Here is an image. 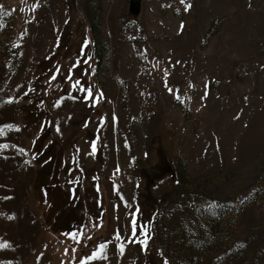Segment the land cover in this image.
Returning a JSON list of instances; mask_svg holds the SVG:
<instances>
[{
  "label": "rangeland",
  "instance_id": "374dc122",
  "mask_svg": "<svg viewBox=\"0 0 264 264\" xmlns=\"http://www.w3.org/2000/svg\"><path fill=\"white\" fill-rule=\"evenodd\" d=\"M128 6L0 0V264H264V0Z\"/></svg>",
  "mask_w": 264,
  "mask_h": 264
},
{
  "label": "trees",
  "instance_id": "16d2710c",
  "mask_svg": "<svg viewBox=\"0 0 264 264\" xmlns=\"http://www.w3.org/2000/svg\"><path fill=\"white\" fill-rule=\"evenodd\" d=\"M95 94L97 95V98H100V94L98 93V91L96 92L95 91ZM91 112H93V115H96V116H99L101 113H102V110L101 109H98V108H93V110L91 111ZM102 118H104V120H105V117L104 116H101ZM80 119H82V116H81V118ZM78 132L79 131H75V132H73L72 134H71V136L68 138V140L66 141L67 143H68V141H70L73 137H75V141L77 142V143H79V139L81 138V136H82V134L80 133L79 135H78ZM97 133H95V134H91V135H96ZM54 138H55V136L53 135V133H51V135H49V137H43V136H41L40 138H39V140H40V144L44 141H49L46 145H47V147H49L51 144H53L54 143ZM43 142V143H44ZM53 142V143H52ZM66 142H64L63 144H67ZM100 142V141H99ZM98 142V143H99ZM42 143V144H43ZM64 146V145H63ZM64 147H66V146H64ZM101 152H102V147H101V144L99 143V147H98V145H96V147H95V149H94V155H95V157H96V159H98L99 157H100V154H101ZM69 164V163H68ZM68 164H64L63 166H61V167H59L60 169H58V171L59 170H64L63 172H65L67 175L64 177L65 179L67 178V179H72V178H74L77 174H78V172L80 171H78L77 169H71L70 168V164L68 165ZM45 166H47V164H44V167ZM94 169V170H93ZM93 174H95V178H96V184H97V182L100 180V178H101V174L100 173H98V168H97V165L94 167V168H89V169H86V171H85V175H86V177H93ZM98 176V177H97ZM53 177H55V174H54V176ZM59 178L61 177V176H58ZM37 178V177H36ZM39 180H40V177L38 178ZM37 179V188L35 189V191L36 190H39V193L41 194V196H43V192H45V193H50L51 194V191L52 190H49L48 188H45V184L44 183H42L41 181H39ZM95 184V186H96V188L98 189V184H99V182H98V184L96 185ZM51 185H52V183H51ZM61 185V184H60ZM47 186H50V184H47ZM61 187H63V189H62V191H63V193H66V192H70L71 194L69 195V197H71L72 198V200H70V202H71V204H73V202L75 201L76 203H77V200H81L82 201V199H81V195H84L85 193H84V190L83 189H79V188H77V187H75V188H73V189H71V186H62L61 185ZM45 188V189H44ZM65 189V190H64ZM70 189V190H69ZM53 190H55V189H53ZM34 191V192H35ZM37 192V191H36ZM47 193V194H48ZM53 193H55V192H53ZM66 195V194H65ZM76 196L78 197V198H76ZM69 197H68V199H69ZM74 198V199H73ZM90 199V198H89ZM83 203L85 202V204H86V202H88L86 205H89V203L91 204V201L90 200H88L87 198H84L83 199V201H82ZM40 209V208H39ZM45 210H44V208H43V206L41 207V209H40V214H42V215H40L41 217H43V220L44 221H48V219H47V215L45 214ZM93 214L96 216V212H93ZM58 228V227H57ZM46 235L52 240L51 242L53 243L55 240L57 241V243L55 242V245L57 246V244L60 242V240L61 239H59V237L57 236L58 234H57V232L56 231H54L53 229L51 230V223L49 224V229H48V231L46 232ZM46 236V237H47ZM47 237V238H48Z\"/></svg>",
  "mask_w": 264,
  "mask_h": 264
},
{
  "label": "water",
  "instance_id": "95a60500",
  "mask_svg": "<svg viewBox=\"0 0 264 264\" xmlns=\"http://www.w3.org/2000/svg\"><path fill=\"white\" fill-rule=\"evenodd\" d=\"M143 0H129L128 13L137 18L142 11Z\"/></svg>",
  "mask_w": 264,
  "mask_h": 264
},
{
  "label": "snow or ice",
  "instance_id": "6c2138e0",
  "mask_svg": "<svg viewBox=\"0 0 264 264\" xmlns=\"http://www.w3.org/2000/svg\"><path fill=\"white\" fill-rule=\"evenodd\" d=\"M182 2H183V0H182ZM188 7H191V6L189 5ZM181 27H183V25H182ZM74 87H75V85H74ZM90 95H91V92H90V90H89V96H90ZM2 131H3V130L0 129V132H2ZM133 234L135 235V227H134ZM117 239H119V236H117ZM105 247H106V245H101V246H100L101 250H103ZM122 251H123V246H121V252H122ZM99 256H100V253H94V255H93V257H91V259L98 258Z\"/></svg>",
  "mask_w": 264,
  "mask_h": 264
}]
</instances>
